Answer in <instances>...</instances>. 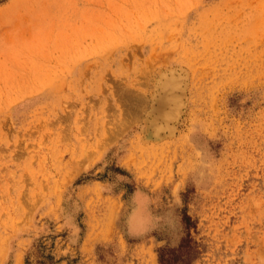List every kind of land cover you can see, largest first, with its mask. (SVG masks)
I'll use <instances>...</instances> for the list:
<instances>
[{
    "label": "rangeland",
    "instance_id": "obj_1",
    "mask_svg": "<svg viewBox=\"0 0 264 264\" xmlns=\"http://www.w3.org/2000/svg\"><path fill=\"white\" fill-rule=\"evenodd\" d=\"M0 264H264V0H0Z\"/></svg>",
    "mask_w": 264,
    "mask_h": 264
},
{
    "label": "clouds",
    "instance_id": "obj_2",
    "mask_svg": "<svg viewBox=\"0 0 264 264\" xmlns=\"http://www.w3.org/2000/svg\"><path fill=\"white\" fill-rule=\"evenodd\" d=\"M165 222H167V217L154 214L152 198L144 191L137 189L130 197L125 211V225L128 234L139 236ZM64 227L70 235L79 231L71 214L65 216Z\"/></svg>",
    "mask_w": 264,
    "mask_h": 264
},
{
    "label": "bare ground",
    "instance_id": "obj_3",
    "mask_svg": "<svg viewBox=\"0 0 264 264\" xmlns=\"http://www.w3.org/2000/svg\"><path fill=\"white\" fill-rule=\"evenodd\" d=\"M176 84L174 80H168L162 92L161 102L158 106V113H164L171 109L175 102Z\"/></svg>",
    "mask_w": 264,
    "mask_h": 264
}]
</instances>
